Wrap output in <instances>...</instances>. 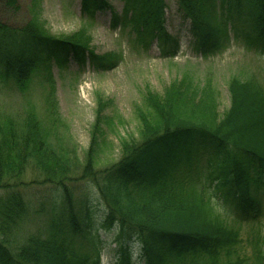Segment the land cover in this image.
Returning <instances> with one entry per match:
<instances>
[{"label":"trees","instance_id":"obj_1","mask_svg":"<svg viewBox=\"0 0 264 264\" xmlns=\"http://www.w3.org/2000/svg\"><path fill=\"white\" fill-rule=\"evenodd\" d=\"M124 1L120 14L108 0H81V11L93 17L109 10L112 25L122 24L146 46L156 41L164 56L175 55L179 39L166 30L165 0ZM177 1L190 20L196 50H220L233 30L264 51V0ZM4 3L18 9V0ZM34 14L22 25L0 19L2 82L27 90L45 74L53 98V64L89 62L109 70L119 61L115 52H95L83 30L50 34ZM183 86H171L161 97L146 95L154 118L144 121L139 140H124L121 157L103 168L96 167L101 105L85 159L78 162L81 169L74 168L69 150L52 140V119L45 125L30 110L21 121L0 120V189L5 190L0 195V264H100L89 193L77 195L74 180L94 184L106 207L102 226L116 225L122 237L134 236L143 264H264L260 229L253 227L244 237L237 226L264 213V81L232 77L230 106L222 115L216 112L213 89ZM187 106L198 113L186 114ZM28 165L59 192L44 232L19 237L29 204L12 180ZM120 244V264H133L129 241L121 238Z\"/></svg>","mask_w":264,"mask_h":264},{"label":"rangeland","instance_id":"obj_2","mask_svg":"<svg viewBox=\"0 0 264 264\" xmlns=\"http://www.w3.org/2000/svg\"><path fill=\"white\" fill-rule=\"evenodd\" d=\"M108 1L118 14L122 12L124 0ZM165 2L166 30L180 41L174 56H164L156 41L151 46L144 45L122 24L112 25L109 10L97 12L93 17L84 15L81 0H18V9L0 0V19L8 24L22 25L37 13L50 34L70 36L83 30L90 36L95 52H115L119 57L116 66L109 70H97L89 62L82 66L72 62L64 68L53 64V98L48 97L51 86L45 74L37 75L27 90L0 80V120L12 116L21 121L30 110H34L45 125L52 119V140L57 142L58 139L59 144L69 150L68 158L74 159V168L81 169L78 162L85 159L101 105L96 167L103 168L121 157L124 140H139L146 128L144 121L154 118L155 111L146 101L148 93L161 97L174 85L213 89L216 112L222 115L230 106L228 83L232 77L256 76L264 81V51L233 30L229 31V38L220 50L197 51L189 31L190 20L184 16L178 1ZM187 107L190 110L186 114L198 113L197 108ZM141 112L149 118L141 119ZM12 185L22 191L29 204L26 220L18 230L19 237L40 230L44 232L50 208L58 197L56 184L45 182L42 173L28 165L18 180H12ZM71 186H75L77 195L89 193L93 233L100 239L97 246L101 264H120L121 238L131 245L133 264H142L138 258L140 244L136 240L131 242L134 236L131 239L122 237L116 225L102 226L106 207L94 184L74 180ZM4 194L5 190L0 189V195ZM234 216L232 213L229 217L234 219ZM237 226L244 237L253 227H258L264 238V213L257 221L243 220ZM246 249L249 251V246Z\"/></svg>","mask_w":264,"mask_h":264}]
</instances>
